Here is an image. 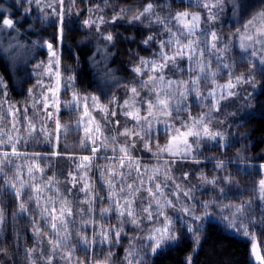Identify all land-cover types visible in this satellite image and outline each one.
I'll use <instances>...</instances> for the list:
<instances>
[{
    "label": "snow or ice",
    "instance_id": "snow-or-ice-1",
    "mask_svg": "<svg viewBox=\"0 0 264 264\" xmlns=\"http://www.w3.org/2000/svg\"><path fill=\"white\" fill-rule=\"evenodd\" d=\"M76 2L77 0H71L65 10L64 0H59V10H53L56 18L51 24L56 29L57 35L50 41L43 39L39 41V46L46 48L49 56L48 64L42 68L40 75H47L48 80L36 81L41 89L39 96L34 95L32 89L28 90V96L33 101L32 105L20 109L8 101L6 98L7 86L3 78L0 77V97L4 98L0 100V197L7 195L11 197V201L15 202L13 208L11 204L6 205L5 201L0 199V254H5L8 251L3 238L10 225L13 229V242L19 246L18 242L24 238V233L18 230L17 225L26 218L31 225L33 238L38 241L36 248L24 249L29 264H53L57 249H64L60 259L64 260L66 264H72V261L76 259L74 256L76 247H80V250L88 258L89 264H111L112 252L110 250L108 258L103 262L94 261L89 254L105 245L110 249L120 244L121 236L127 235L124 231L126 223L139 229L145 221L150 222L152 226L144 237L148 243L143 247L149 248L155 255L158 250L162 251L166 245L181 238L176 232L177 223L185 232L191 234L195 238L194 243L198 244L203 219L213 215L207 211L213 205L219 209L221 219L226 223V227L240 229L243 235L252 236L254 239V231H249L248 224L253 223L257 228H264V203L259 205L258 223L252 221L250 216L247 220L241 219L245 215V210L250 207L251 201L235 208L232 205H225L223 203V199L227 198L225 188L222 185H217L215 178L208 180L207 177L202 176L205 183L219 187L223 198H214L202 204L204 217H201L196 214L195 206H190L182 201L181 193L184 198L194 200L193 189L184 187L183 181H178L171 175V172L178 161L199 162L202 143L213 142L217 147L227 146L220 144V141L225 139V133L213 131L208 126L211 122V110L219 111L220 100L226 96L236 95L231 91L236 85L251 84L256 87L255 72L250 73L247 77L240 75L233 79L234 65L224 63L223 57L218 54L227 49L228 44L225 43V48L220 49L217 42L223 37L216 31L209 33L206 27L200 28L201 16L199 13L177 12L174 17H162L156 12V8L167 7V4L156 5L152 0H147L146 3L134 10L121 9L108 21L100 16L99 23H97L90 17L84 21V24L88 27L95 24L96 31H99L100 24H115L117 20L129 16L130 19L127 23L133 26L144 25L147 27L152 24H160L170 32L167 39L156 41L159 44V50L155 59L141 57L131 69L137 76H146L147 78L142 79L138 85L130 87L132 95L128 99L120 104H117L116 98L111 101L113 105L127 109L123 114L136 121L134 125L124 127L118 133L120 136L128 137V140L118 143L115 135L103 136L101 139L100 125L94 124L95 118L91 112L99 107L101 111L107 113V106L100 104L99 96H82L76 90L75 77L68 75L66 69L64 72L61 71L60 58L55 50L57 43H63L65 33L75 27L76 21L69 19V16L72 12V5ZM15 3L25 9V16L31 13V7L25 8V5L41 7V0H15ZM224 4L225 0H210V2L204 0L202 4L197 0L194 6L206 9L205 22L214 23L217 19V12L213 9L223 11L222 5ZM48 6L50 7V5ZM250 9V0H230L229 10L233 15L243 18L241 29L237 30L239 47L244 51L250 47L253 48L251 54L255 56L256 45L264 49V8L254 13ZM189 16H191L190 19ZM173 18L181 26L182 31L179 36L175 32H171L169 28ZM22 27L23 25L15 22L14 18H6L3 13H0V56L8 60H15L12 53L20 45L13 33L18 34ZM5 28L12 30L7 33V46L3 43ZM197 32L200 33V38L192 39L191 37L196 36ZM209 35L211 36L210 45L206 39ZM185 37H188L186 42ZM101 39L107 40L114 46L111 32L106 35L101 34ZM154 40L156 37L149 35L143 44L149 47ZM201 43H204L203 48L200 47ZM173 45H175L174 48ZM166 47L172 49L171 54L165 51ZM206 54L210 57L207 60L205 59ZM211 57H215V61ZM178 58L186 59V64L179 66L178 71L183 72L187 79L184 76H177L174 79L165 73L169 63L175 65ZM213 62L216 64L215 70L212 68ZM36 67L41 66L38 64ZM252 67L264 76V56L260 57L259 65L253 64ZM221 69L226 71L228 82L218 85L216 78ZM208 82H211L214 87L204 94L200 85ZM61 87L65 89V95H67V90L72 91V99L63 101V106L80 113L76 130L82 129L85 136L79 141L78 146L91 153V155L79 156V162L75 164L76 171L69 173L72 177L69 181L71 188L65 189L63 194L59 187L61 181L55 175L48 176L46 169L40 167L42 161L48 162L49 154L51 156L65 155L62 149L54 150L59 148L62 138L71 131L67 126H62L58 118L62 103L60 100ZM140 88L146 89L148 95L141 97L138 91ZM262 94H264V90H262ZM190 97H194V103L199 105H203L205 101H213L208 105L210 111L202 113L198 117H192L190 108L193 104L188 103ZM5 105H7V109H5ZM38 105L39 107H37ZM141 106H144L143 115H141ZM29 108L34 113H43L42 120L45 117L54 120L55 128L48 129L46 125L41 124L37 129V123L28 116ZM181 113H187L188 120L182 119ZM9 115L12 117L11 128L5 130L3 125ZM110 115L116 116L115 109L111 111ZM177 120L180 121V127L175 125ZM114 123L119 125L120 122L114 121ZM157 125H163V129L161 130ZM162 132L170 136L168 143L164 145L158 142V137ZM33 133L36 135L34 136ZM39 136L44 137L43 142L47 143V148L35 147ZM134 136L144 141L143 150L158 161L156 165L151 167L146 164L142 165L141 158L133 155V150H137ZM29 140L33 142L31 146L34 150L32 152L25 151V148L29 146ZM109 145L112 146L111 156L107 154ZM42 152L44 155H41ZM97 153H102L100 158L109 161L99 173L101 177H104L101 180V188H96L95 180L90 176L93 162L97 159ZM17 161H22V163H17ZM160 161L163 163H159ZM224 167L223 161L216 164L218 169ZM188 175V171L184 172L183 179L187 180ZM169 180L172 182L171 185L168 183ZM230 182V177L224 178V183ZM72 189L76 190L74 196H70ZM101 191L105 192L104 196L100 195ZM141 191L147 192L148 195L145 198L147 203L141 200L137 204L138 194ZM252 191L257 192L256 189ZM172 197H175V200ZM254 199L264 202V180L259 182L258 195H255ZM105 200H107L106 205ZM81 204L87 205V207H79ZM74 205L76 206L75 210ZM169 208L177 211L179 216L169 215L167 213ZM225 209H228L227 213H225ZM9 211H11L10 218ZM74 215L79 217L80 228L75 232L77 245L69 247L73 236V232L69 229L70 227L76 229L77 224V221L72 219ZM113 216L115 224L112 221ZM42 231L50 236L48 243L51 247L47 252H44L39 246ZM260 247L259 244L253 243L252 254L255 256L257 264H264V255H261ZM125 261L127 264H144V257H138L135 251L130 248L126 250ZM76 264H85V261L76 259ZM185 264H191V257L186 259Z\"/></svg>",
    "mask_w": 264,
    "mask_h": 264
},
{
    "label": "rangeland",
    "instance_id": "rangeland-1",
    "mask_svg": "<svg viewBox=\"0 0 264 264\" xmlns=\"http://www.w3.org/2000/svg\"><path fill=\"white\" fill-rule=\"evenodd\" d=\"M166 2L167 7H157L156 12L162 16V17H174L175 13L177 12H188L190 14L192 13H199L201 16V23H200V28L204 29L205 27L208 29L209 33L212 31H216L218 35H221L223 39L219 40L218 47L220 49L225 48V43L228 44L227 49L224 51H221L218 53L221 57H223L224 63H228L230 65H234L233 67V72H234V77L235 76H240L244 75L245 77L249 76L250 73L255 72L256 76V87H253L251 84H239L245 86V90H251L252 89V94H257L260 91V85H261V79L262 75L260 74L259 71L254 69L252 67L253 64L259 65V59L261 56H264V49H261L259 45H256L257 53L255 56H253L251 53L253 52V48H249L247 51H244L239 47V38L237 35V30L241 29V25L237 26L233 22L229 25H220L219 20L221 19L220 15L221 12L219 9H213V11L217 12V19L216 21L213 22H205V17L207 15V10L204 9L203 7H196L194 6L197 3V0H155L156 5H160V3L164 4ZM199 2L202 4L204 0H199ZM210 2V0H209ZM71 0H64V5H65V10H67V7L70 5ZM50 5V7L48 6ZM31 7V13L27 16L24 15L25 9L20 8V6L15 3V0H0V12H7L10 13L11 15L13 12H15V9L19 11V21L20 23L23 22L24 18H27L31 21L32 27L31 30L33 33L37 35V39L33 40L34 44L37 49L36 54L39 53L44 57V59L40 58L39 54H32L27 56V53L21 54L20 52L24 50L23 48V42L17 39L19 46V51H17L18 48L13 50V56L15 57V60H8L3 56H0L2 59L10 61V62H24L26 59L28 61L32 62L34 64L33 68L31 69L30 74L27 75L26 82L24 83V88H22V91L24 89L25 93L23 97L20 98V100L14 99V97L11 95L9 91V87L7 82L4 80L3 75L0 72V77L3 78L4 83L6 84V92H7V99L10 101L12 104H15L18 108L23 109L26 106L32 105L33 101L32 99L29 98L28 96V90L32 89L33 94L36 96L40 95V85L36 84L37 80L43 79L45 81L48 80V76L44 75L41 76V70L44 66L48 64L49 61V56L46 51V48H41L39 46V41L41 39L45 41H50L54 36L57 35L56 29L51 27L52 21L55 20V12L53 11L54 9L56 11L59 10V0H41V7L37 8L35 5H25V8ZM223 7V5H222ZM138 8V7H136ZM134 7H129L123 4L121 0H107V3H105V0H77V2L72 5V12L71 15L69 16V19L76 21L75 26H83L86 28H93L94 30L96 29V25L93 24L91 27H88L84 24V21L86 19H91L95 20L97 23H99V17L103 16L105 21H108L112 18V16L117 15L121 9H136ZM16 13V12H15ZM79 13V15H77ZM134 14V12H133ZM48 17V18H46ZM6 18H12L11 16H8ZM191 16H189V19ZM128 19H130L129 16H125L122 19L117 20L115 24H110V23H104L100 24L99 26V31L95 30L94 36H89L88 38L86 37H81L83 42L90 43L92 46L97 48H103L106 51V48L104 47L105 42L107 43V40L101 39V34H107L109 32L112 33L113 35V42L115 41V37L117 35V31L120 30V27L126 26L130 27L132 26L131 24L127 23ZM16 22V21H15ZM138 26V25H136ZM149 27L153 28V31L156 32L153 35L158 38L161 36V39H167L170 35V32L165 30L164 25L160 24H152ZM70 28L72 26L70 25ZM156 28V29H155ZM169 28L171 29V32H175L178 36L180 35V31H182L181 26L177 23V21L173 18L171 21V24L169 25ZM12 30L5 28L4 29V35L5 38L7 37V33L11 32ZM21 33V31H19ZM23 33V32H22ZM13 35H15L13 33ZM47 35L50 36L47 38ZM192 39H199L200 38V33L197 32L196 36L191 37ZM188 37H185L184 40H186ZM207 41L209 42V45L211 43V36L209 35L207 38ZM158 40H154L153 44H156L159 47V44L156 42ZM3 43L5 46H7L8 39L5 41L3 40ZM102 43V44H101ZM22 44V45H21ZM66 45V41L64 39L63 43H57L55 45V50L58 53V56L60 58V64H61V71L64 72V70H67L68 75H72L75 77V87L76 90L79 91V93L84 96V95H93V96H99L97 91H91V92H86L83 91L78 87L77 83V71L78 68L76 67L75 64H69L66 67L62 64V54L64 47ZM175 45H173V48ZM200 47H204V43L200 44ZM68 49L69 46L67 47ZM159 49L155 50L153 53V56L150 57H143L145 59H155L156 58V53L158 52ZM165 51L169 52L171 54L172 49L165 48ZM141 58V57H140ZM137 63L139 62V59ZM209 55L206 54L205 59H209ZM213 61H215V57H211ZM136 63V64H137ZM40 65L41 67H36V65ZM135 64V65H136ZM186 64V59H177L176 64L173 65L169 63L168 67L165 69V73L169 76H172V78H176L177 76H184L185 79L187 77L184 75L183 72L178 71L179 66L185 65ZM134 65V66H135ZM213 70L216 69V64L213 62L212 64ZM135 74V73H134ZM147 77H141L137 76L135 74V77L132 79V82L130 83V87L134 85H138L142 79H146ZM228 82V76L226 74V71L221 69L220 74L216 78V84L218 85H223ZM53 83H55L53 81ZM119 81L115 80V78H110V87L112 91H115L117 88H119ZM239 85H236L235 88L231 89V91L235 92L240 88ZM202 93L206 94L207 91H211L214 85L211 82H208L207 84L202 83L200 85ZM95 88V87H94ZM140 92L141 97H145L148 95L147 90L140 88L138 89ZM65 89L61 87L60 91V100H61V105H60V110L58 114V118L60 121V124L62 126H67L68 129L71 131L62 138L59 148L54 149L56 151L63 150L65 152V155H63L65 158H71L75 159L73 165L74 169L75 164L78 163V158L80 155H91L90 151H86L82 148H80L79 141L85 136L84 131L81 130H76V125L77 121L80 119V113L79 112H74L70 108H65L63 106V101L71 100L72 99V91L69 89L67 90V95L64 94ZM129 93L127 99L132 95L130 92L129 88ZM100 97V96H99ZM234 96H226L224 99L220 100L219 102V110L221 108V105L224 101L228 100L229 98H233ZM4 99L3 97H0V100ZM139 99V98H138ZM194 97H190L188 103L193 104V106L190 108L191 116L192 117H198L202 113H206L210 111V108L208 107L209 104L213 103V101H205L203 105L195 104L194 103ZM126 100V99H125ZM117 104H120L121 102L119 101L118 98H116ZM124 101V100H122ZM100 104L106 105L108 108V112L105 113L100 110L99 107L95 111L91 112V115L95 118L94 119V124L98 123L101 128V139L103 136L107 135H115L117 138V142H124L128 140V137L126 136H120L119 134H114L111 131L108 130V127H106V124L108 122L111 123V120L116 119L118 120V114L121 113L125 119H128V121L132 122L131 125H128L126 127H131L136 123L135 120L131 121L132 119H129L127 116L123 114L124 111L127 109H122L119 106L105 103L103 99L100 97ZM39 107V105L37 106ZM195 107V109H194ZM5 109H7V105H5ZM115 109L116 111V116H111L110 115V110ZM50 111H55L54 109H49ZM218 111L216 110H211V122L209 123V128L212 129L213 131H220L225 133V139L223 141H220L221 145H227L222 146V147H217L215 143L209 142L208 144L202 143L200 146V153L201 155L199 156V162H192V161H185V162H177L176 165L173 166L171 175L176 178L178 181H183V186L186 188L193 189V195H194V200H188L187 198H184L181 193L182 201L190 206H195L196 208V214L198 216L204 217V211L201 208V205L204 204L205 202H208L212 199H221L223 198L222 194L219 192V187H214L211 184H207L202 180L203 177H207L208 180H212L215 178L217 180V185H222L225 188V193L227 198L223 199V203L225 205H232L233 208L240 206L241 204H244L246 202L251 201V205L248 209L245 210V215L241 217V219L247 220L248 217H251V220L258 223L257 218L260 216V207L259 205L261 202L259 200L254 199L255 195H258V189H259V182L261 180H264V162H259L257 157L252 156V152H249L247 149H250L249 146L243 147L246 149L249 154L242 153L240 156L237 151H234V145L232 143H235L236 141L234 139L239 140L242 144L245 145L244 139H240L238 136H236L234 129L226 128L225 131L220 128V125L215 121V119L218 118L217 116ZM144 114V106H141V115ZM43 113L36 112L34 113L31 108H29L28 116L32 118L36 123H37V129H39L41 124H44L47 126L48 129H54L55 128V123L54 120L47 119L45 117L44 120L41 119L43 116ZM181 118L184 120H188V114L187 113H181ZM11 119L12 117L9 115L5 119V124L3 125L4 129L7 130L8 128H11ZM120 122V121H119ZM176 127H180V121L177 120L175 121ZM161 130L163 129V125H157ZM124 128V127H123ZM121 128L120 130H122ZM119 130V131H120ZM23 131V129H22ZM118 131V133H119ZM235 134V136H234ZM26 135V133H25ZM35 136L36 133H33ZM170 136L168 134H162L158 137V142L161 145L167 144L169 141ZM134 140H136V149L138 150H133V155L138 156L141 158V164H146L149 167L156 165L158 163L157 160L151 158V154L143 150V140H140L139 137H133ZM44 137L39 136V138L36 140L35 147L38 148H47V143H44ZM32 141L29 140L28 144L29 146L25 148V151L32 152L34 149L32 148ZM131 143V141H129ZM251 145V144H250ZM111 145H109V150H108V155L111 156ZM216 148H220L221 152H214ZM139 153V154H137ZM142 154V155H141ZM41 155H44L42 152ZM102 153H97V159L93 162L94 164H97L99 162H102V165L98 166L97 169L93 167L92 172L90 173V176L93 178V175H95V186L96 188H101V180L104 179V177H101L99 175L100 171L109 163V161L101 159ZM53 157L57 156H51L49 154V159L48 162H41L40 167L46 169V174L48 176L55 175L58 180L61 181L59 187L61 189V193L63 194L65 189H68L65 185H63V180L59 177L57 173H50L49 168L52 165L53 162ZM220 161H223L225 164V167L223 169H218L216 168V164ZM17 163H22V161H17ZM45 163V164H44ZM159 163H163V161H160ZM74 171V172H75ZM188 171V179L184 180L183 179V174L184 172ZM135 175V173H133ZM225 177H230L231 182L230 183H224V178ZM72 179V177H71ZM168 183L171 185V180L168 181ZM71 188V184H70ZM256 189L257 192L254 193L252 190ZM76 194V190L72 189L70 196H74ZM81 196L83 195L82 193L80 194ZM101 196L105 195L104 191H101L100 193ZM147 192L141 191L138 194V199H137V204L140 203L141 200L144 201V203H147V200L145 199L147 197ZM5 197V196H4ZM3 197V198H4ZM2 199V197H0ZM173 200H175V197H172ZM105 205L107 204V200L104 201ZM75 205H74V210H75ZM81 208H86L87 205L81 204L79 205ZM209 213H213L211 217H204L203 219V227L201 230V233L199 235V243H194V249L193 251L186 257H191V264H193V260L196 257L197 253L200 250V247L202 245L203 239L205 237V230H206V225L210 222H216L218 223L225 231L229 232L230 234H234L240 238H242L245 241H248L251 246H253V243L255 240H258L260 244V249L262 251V255H264V228H257L255 224L249 223L248 228L250 232L254 231V239L252 236H245L243 235L242 230L240 229H231L226 227V223L221 219V214L219 213V209L216 208L215 205L209 207L207 209ZM228 212V209H225V213ZM167 213L171 216H179V213L175 211L172 208L167 209ZM72 219L77 221L76 224V229H72L70 227L69 231L73 232V236L71 238V241L69 242V247H75L77 245V237L75 235V232L79 230L80 228V221L79 217L74 215ZM163 219V218H161ZM113 224L116 223L115 217H112ZM239 223V221H238ZM151 223L145 221L144 224L141 225V228H135L131 224H125L124 225V231L127 235H122L121 236V242L120 244L116 245L115 247H112L109 249L107 245L97 248L94 250V252L90 253L94 259V261H100L103 262L106 258H108V251L110 250L112 252V256L110 258L111 264H127L125 261V255H126V250L132 249L135 251L136 255L143 256L144 257V264H151L154 257L161 254L168 248L172 246L179 245L183 239L188 236L193 242L195 238L185 232L179 225V223L176 224V232L177 235L180 236L181 238L170 245H166L162 251L158 250L157 254H152L151 250L147 247H143V245H146L148 241L144 239V237L147 235L148 229L151 227ZM42 235L46 236V239H50V236L48 233L42 231L41 232V238L39 240V246L40 249H43L44 252H47L51 245H49L48 250L47 248H43V243H42ZM35 245L33 248L37 247L38 241L35 239ZM21 249V248H20ZM26 249V248H24ZM24 249L21 250V252H15L14 256L23 259V261L20 264H29V261L25 257V252ZM39 250V249H38ZM64 249H57L56 252V259H54L53 264H66V262L62 259H60V256L63 254ZM58 255V256H57ZM74 256L78 260H82L83 258H86L85 264H89L88 258L84 255V253L80 250V247H76ZM76 259L72 261V264H76ZM185 259V260H186Z\"/></svg>",
    "mask_w": 264,
    "mask_h": 264
},
{
    "label": "trees",
    "instance_id": "trees-1",
    "mask_svg": "<svg viewBox=\"0 0 264 264\" xmlns=\"http://www.w3.org/2000/svg\"><path fill=\"white\" fill-rule=\"evenodd\" d=\"M121 1L130 8L139 7L147 2V0ZM152 2L155 4V0H152ZM250 4V11L253 13L264 8L262 0H250ZM229 8L230 0H225L223 11L220 15V25L226 26L232 22L235 25L237 24V26L241 25L243 18L233 15ZM15 12L12 15L7 12L0 13H3L5 17L11 16L18 24L23 25L20 29L21 33H14L17 39L23 42L24 50L20 53H27V56L28 53L31 55L30 52L36 54L35 49L37 48L33 40L38 37L31 30V21L24 18L23 22L20 23L19 11L15 9ZM95 33L92 27L86 28L83 26H75L73 30L66 32L64 38L66 45L62 54V64L65 67L69 64L76 65L78 68L76 74L78 87L83 91H97L105 103L112 104L113 98H118L122 102V100L127 99L128 95H130V83L135 77L131 69L137 63L138 58L153 56V52L159 49L156 44H153L154 41L151 42L149 47L143 44V41L149 35H153L156 32L153 31V28L149 26L145 27L144 25L122 26L117 31L114 46L109 44L108 41L104 44L101 43L106 48V51L103 48H97L96 45L94 47L90 43L82 41L81 37L88 38V35L92 37L96 35ZM48 37L50 36L47 35ZM4 40L6 41L7 37ZM156 40H161V36L156 38ZM68 46L70 49L67 48ZM17 51H19V48ZM40 58L44 59L42 55H40ZM24 59L26 61L18 63V61L10 62L0 57V72L8 84L11 95L17 100H20L26 94L24 89L22 91V88H24L27 75L30 74L34 66L28 59L25 57ZM110 78H115L120 83L119 88L115 91L111 90ZM260 79V91L254 95L252 94V89L246 91L245 86L239 85L240 88L235 91L236 95L222 103L217 113L218 118L215 121L224 131L230 127V129H234V132L236 130V136L244 139L245 145H241L242 143L239 140L234 139L236 141L232 143L234 151H237L240 156L242 153L246 152L249 154V152H252L251 155L257 157L259 162H264V94H262V90H264V76ZM118 120L120 121L119 125L114 123L116 119L106 124L108 130L114 134H118L121 128L132 124L121 113L118 114ZM46 146L48 147V145ZM247 146L250 149H247ZM243 147H246L249 152ZM214 152H221V149L216 148ZM52 159L53 162L49 168L50 173H57L63 180V185L70 188L69 181L71 180V176L69 173L75 171L73 165L75 159L65 158L63 155L53 157ZM97 165H102V162L94 164L93 167L97 169ZM93 178H95V175H93ZM2 199L6 205L11 204L14 208L15 202L11 201V197L6 195ZM8 215L10 218L11 211H9ZM17 228L24 233V238L19 240V246H17L13 242V229L11 225L9 226L3 238L4 243L7 244L8 251L5 254H0V264H20L23 259L21 256L19 258L14 256L15 252H21L24 248H33L35 245L36 241L32 236L31 225L26 218L19 222ZM48 240L49 238L46 239V236L42 235L43 248H47V250L49 247ZM193 249L194 242L186 236L179 245L172 246L155 256L151 264H185L186 257ZM82 260H86V258ZM193 264H257V262L252 255L251 244L248 241L230 234L218 223L210 222L206 225L205 237L199 252L193 260Z\"/></svg>",
    "mask_w": 264,
    "mask_h": 264
},
{
    "label": "water",
    "instance_id": "water-1",
    "mask_svg": "<svg viewBox=\"0 0 264 264\" xmlns=\"http://www.w3.org/2000/svg\"><path fill=\"white\" fill-rule=\"evenodd\" d=\"M254 243H257V244H259V242H258V240H255V242ZM260 245V244H259ZM251 251H252V246H251ZM260 251H261V249H260ZM253 255V254H252ZM261 255H262V251H261ZM253 257L255 258V256L253 255Z\"/></svg>",
    "mask_w": 264,
    "mask_h": 264
}]
</instances>
